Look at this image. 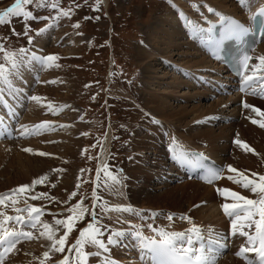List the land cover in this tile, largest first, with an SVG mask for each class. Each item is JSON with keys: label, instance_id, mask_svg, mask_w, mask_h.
<instances>
[{"label": "bare ground", "instance_id": "obj_1", "mask_svg": "<svg viewBox=\"0 0 264 264\" xmlns=\"http://www.w3.org/2000/svg\"><path fill=\"white\" fill-rule=\"evenodd\" d=\"M170 3L172 8H166L162 17L156 20L146 44L136 46V56L143 66L140 88L143 89L145 102L142 103L137 95L131 94L127 89L114 91L146 106L145 110L151 117L146 126L148 131L144 132L140 125L133 127V141L127 152L130 160L127 176L123 182L120 179L121 183L116 186L117 195L110 200L111 205L131 206L139 213L110 212L120 223H124L117 225L118 230L128 233L120 238V242H124L123 246L119 243L111 247L110 256L119 264H152L149 259H141L139 241L132 233L137 228H142L144 235L151 237L154 233L148 228L149 224L169 231L185 230L191 225L178 218L182 214L191 217L197 225L205 228L211 225L221 237L228 236L226 231L230 230V220L222 214L223 210L219 206L225 200L215 191L219 185L255 198L248 190L228 180L227 177L235 173L226 170L223 172L224 178L213 184H205L195 178L186 179L184 168L178 165L170 151L172 138L182 146L177 151L182 150L186 154L187 150L198 149L221 162L224 169L231 165L246 175L253 172L264 175V127L260 126L264 123V117L252 108L242 107V102H246L264 111V98L253 95L251 89L244 94L235 92L230 96L215 93L214 86L224 82L231 84V80L225 74L224 67L219 61L211 59L208 52L215 22L229 16L246 21L264 6V0H251L250 8L241 7L238 0H171ZM206 5L221 15L208 12ZM189 20L198 22V26L190 25ZM42 29L46 31L36 33L31 41L33 43L27 48L28 55L17 73L15 86L5 89L0 96V125L5 130L8 127L16 133L13 139L0 141V193L17 188L20 184L27 185L42 173L53 171L55 167L66 172L82 141L80 134L85 126L80 121L79 109L72 104L69 94L67 93L66 101L71 103H57L60 99L54 97L56 101H52L53 94L48 90L45 95L37 93L39 88L47 89L50 80L59 87L64 76L57 77L58 70L53 62L51 66H45L39 59L32 58L33 53L36 57L45 56L52 45L61 46L65 52L75 51L81 45L82 36L72 35L67 41L65 36L56 33L53 25ZM69 43L76 48L73 49V46L70 49ZM253 55L250 65L258 64L256 58L264 56V41L257 45ZM176 71L180 74H176ZM65 87L69 89L66 83ZM43 89L41 90L44 91ZM32 96L42 99L39 102L32 101ZM210 99L212 101L208 102ZM48 104L53 106L57 114L48 108ZM239 116L240 120L224 122L226 118ZM253 119L258 123H253ZM45 121L51 122L55 130L38 135L21 134L22 125L31 131L33 126ZM60 125L69 127L62 128ZM113 131V126H109L103 140L99 158L100 171L110 158ZM236 139L246 142L254 152L235 144ZM24 149H32L33 152H26ZM41 152L49 155L34 154ZM73 175L70 170L68 174H63L61 184L68 185ZM2 178L5 181L1 182ZM174 181L178 183L172 184ZM195 203L207 206L205 214L202 206L194 210ZM28 204L35 205L30 200ZM16 207H26L23 197ZM5 211L8 215L16 214L11 206ZM153 213L160 215L153 219ZM170 213L175 214L172 221L166 218ZM24 230L33 232L32 229ZM41 231L44 230L38 226L32 239L18 241L16 249L4 256V264H41L47 244L51 245L46 236L40 235ZM226 243L228 247L221 250L223 254L217 264H247L244 258L236 255L239 247L245 243L244 238L230 237ZM4 247L6 245L0 246V255H3ZM121 249L129 251L121 255Z\"/></svg>", "mask_w": 264, "mask_h": 264}, {"label": "rangeland", "instance_id": "obj_2", "mask_svg": "<svg viewBox=\"0 0 264 264\" xmlns=\"http://www.w3.org/2000/svg\"><path fill=\"white\" fill-rule=\"evenodd\" d=\"M15 1L0 0V13ZM59 6L62 9L71 8L70 18L39 20L29 19L23 15H12L10 16L11 19H6L8 22L0 25V42L4 44L6 49L12 51L21 49L20 47L25 44L26 46L30 44V47L33 42H29L28 36H32L36 30L47 25L50 26V24H54L57 27L56 33L65 36L67 41H69L68 37L70 38L72 35L82 36L81 45L75 51L68 50V52H65L61 46H49L48 52L46 51L47 55L55 54L59 57L58 60L53 62L54 66L58 65L56 67L59 72L57 71L56 75L57 77L64 76V79L59 87L56 86L54 81L50 80L47 83V89L45 87H43L45 89L39 88L37 92L45 95V91L48 90L53 94L51 96L52 101L55 98L60 99L57 103L66 101L69 94L72 104L78 107L81 115L80 121L85 126L80 134L82 141L77 150L78 153L73 158L68 170L63 173L57 171L58 167H55L53 171L49 170L48 173H42L38 178L47 176V181L42 185H36L34 190L27 194L31 196L43 192L56 198V200L29 199L36 206L44 208L45 214L41 217L43 222L60 229L56 238L63 236L65 230L62 226L55 224V219H64L72 215L68 209L81 200H83V206L91 211L94 205L92 199L94 190L97 195L102 197L103 201H107L111 205L110 200L117 193L115 190H106L105 168L113 174L119 175L122 182L125 180L127 166L130 162L127 152L131 147L135 132L133 127L140 125L143 127L144 132L148 131L149 128L146 126L151 117L145 110L146 106H141L136 100L114 91L121 88L127 89L131 94L137 95L142 103L145 102L143 89L140 88L143 66L136 56V46L140 43L146 44L156 20L162 17L166 8H172L169 0H100L99 3H97V0H60ZM23 7H26L27 11H33L37 17H55L57 15V11L51 8L38 9L35 4L23 5ZM26 24H30L32 29L29 31L28 36L23 35ZM77 24H79V27H75ZM15 33L21 35L17 36ZM68 46L70 49L73 46V49L76 48L72 43H69ZM2 60L3 56L0 54V61ZM176 74L180 73L176 71ZM65 83L69 86L70 91L68 87H65ZM66 102L71 103L68 100ZM109 126H113L114 129L112 150L109 162L102 169L100 180L96 183L95 176H97L99 168L101 147ZM84 133H87V135H83ZM82 169L85 170L83 173H81ZM69 170L74 174L73 179L68 185H62V175L68 174ZM1 180V182L5 181L4 178ZM109 183L111 182L109 181ZM177 183L178 181H174L172 184ZM31 184L32 182L27 185ZM53 184L55 187H52ZM78 184L80 185L79 188L77 187ZM96 184L100 185L97 190L95 189ZM21 185L26 184H20L19 186ZM222 186L216 187L215 191H217V188L224 187ZM74 192L76 193L75 196L72 195ZM224 202L221 201L219 206ZM227 202L231 203L232 201L228 200ZM202 204L195 203L194 206H202L203 214H205L207 206ZM199 207H195L194 210ZM95 211L99 213L97 219L107 233L109 229L112 231V226H116V231L118 230L117 225L124 224L120 223L121 221L116 216H112L110 212L102 213L100 208H96ZM49 213H56L57 215L54 217ZM90 220V216H85L77 222L75 229L68 237V245L75 243H71V241L79 234V230L86 227ZM82 224L84 225L81 227ZM35 234L34 230L33 236ZM48 245L46 251H50V245ZM119 245L123 246L124 242ZM95 250L92 246H86L88 252ZM127 251L129 250L121 249V255H124ZM67 254V246L63 254L50 251L51 259L46 260L45 264H54ZM111 258L113 257L111 256ZM97 263L98 257L90 258L89 264Z\"/></svg>", "mask_w": 264, "mask_h": 264}, {"label": "snow or ice", "instance_id": "obj_3", "mask_svg": "<svg viewBox=\"0 0 264 264\" xmlns=\"http://www.w3.org/2000/svg\"><path fill=\"white\" fill-rule=\"evenodd\" d=\"M100 0H97L99 3ZM238 3L243 8H250L251 0H238ZM36 8H51L57 11L55 17H37L34 12L23 11L22 5H33ZM60 0H16V2L9 7L5 12L0 13V25L8 22L5 17H9V14L14 16L23 15L29 19L39 20H59L61 17L70 18L72 14L71 8H60ZM197 9L198 5H194ZM207 11L215 15H221L211 6H207ZM185 19H188L186 15L182 14ZM257 16L264 17V7H261L259 11L252 15L251 19L256 20ZM206 19V17H205ZM190 25L198 26L196 21H188ZM262 30H264V19L259 21ZM79 27V24L75 25ZM30 24L25 25V31L23 35L28 36L31 31ZM14 31V30H13ZM38 34H42L46 29L36 30ZM249 28L245 27L242 23L236 20H231L230 26L227 30L228 37H241L245 35ZM17 36L20 33H15ZM29 42L32 37L28 36ZM0 54L3 56V60L0 61V96L3 95L5 89H11L15 86V80L17 73L25 63V58L28 55V50L21 48L19 50H8L4 44L0 42ZM33 59H39L45 66H51L52 62L59 59L55 54H49L43 57H36L32 54ZM252 56L245 54L242 61V68L244 75V87L241 91L252 90L253 95H259L264 98V56L257 57L258 64L250 65ZM58 66V65H56ZM257 85L260 87L257 88ZM32 101L39 102L41 97L32 96ZM54 114L56 110L51 104L47 105ZM242 107L252 108L254 112L264 117V111L255 108L252 105L242 102ZM253 123H258L256 120H252ZM264 127V123L260 124ZM60 127H69L68 125H60ZM22 135H38L43 134L44 131H54L55 128L51 122H42L41 124L32 127L31 131L27 126L22 125ZM83 135H87L84 133ZM235 144L241 146L246 151L254 152L246 142L236 139ZM182 146L175 139H171L170 151L174 154V158L178 161L186 159V154L181 150L177 151ZM26 152H33L32 149H24ZM86 151V150H85ZM41 156L49 155L48 153H34ZM228 171L235 173V175H229L228 180L239 185L241 188L248 190L253 194L255 198L242 195L240 192L234 191L229 188H217V193L221 195L225 202L221 205L223 213L230 220V233L228 236L221 237L219 233L209 225L207 228L201 225H197L193 222L192 218L186 214L180 215V220L187 221L191 227L182 231H169L164 227H154L149 224L148 228L154 233L151 237L144 235L142 228L132 233L134 238L139 241V248L141 250V259H149L153 264H217V261L222 256L221 249L228 247L226 241L232 237L244 238L245 243L239 247L236 252L238 257L244 258L247 264H264V175L258 173H251L246 175L244 172L228 165L226 169L214 170L208 169L209 179L208 183H214L215 181L224 178L223 172ZM57 171H63L58 169ZM85 170H81L83 173ZM106 180V190H115L118 192V186L121 183L120 177L117 174H113L107 168L104 169ZM48 177L43 176L32 181L31 185H21L17 188L10 189L6 192L0 193V246L6 245L3 249V255H0V264H4V256L11 254L15 249L18 241L28 240L33 238V232L24 230L32 229L38 230L42 228L44 231L40 232V235L46 236L51 241L50 251L53 253L65 252L67 246L68 254L64 255L63 259L58 261L57 264H89V260L92 257L101 258V264H119L111 258V247L120 243V238L128 235V233L122 230L111 231L108 230L107 240L105 236V228L101 226L97 219L99 213L95 211L96 208H100L102 213L118 212V213H131L138 215L131 206L125 205H109L107 201H103L102 197L97 195L95 190L92 194L94 201L93 209L90 211L87 207L83 206V200L73 205L68 209L72 215L64 219H55V224L64 228V235L57 237L59 228H52L47 222H43L41 217L45 214L44 208L28 204V200H56L55 197H50L48 193H37L35 195L28 196L27 194L32 192L36 185H42L47 181ZM100 180V173L97 172V181ZM109 181L111 183H109ZM79 184L77 187L79 188ZM100 185L97 184V187ZM52 187H55L53 184ZM73 196L76 195L74 192ZM23 197L26 207H16L20 202V198ZM228 200L233 202L229 203ZM67 203V202H64ZM9 206L16 213L15 215H8L5 209ZM194 207H199L196 205ZM54 217L56 213H49ZM160 215V213H153V219ZM175 214H168L166 218L169 221L173 220ZM85 216H90L91 220L87 223L86 227L82 228L79 233V237L75 243L68 245V237L75 229L77 222L82 220ZM86 246H92L96 250L92 252L86 251ZM50 251L43 253L44 260H41V264H45L46 260L51 259ZM249 254H254L250 256Z\"/></svg>", "mask_w": 264, "mask_h": 264}]
</instances>
